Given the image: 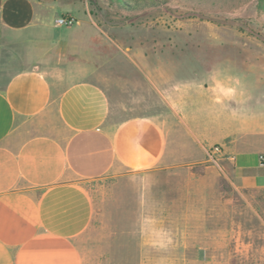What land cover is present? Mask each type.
Instances as JSON below:
<instances>
[{
    "label": "rangeland",
    "instance_id": "374dc122",
    "mask_svg": "<svg viewBox=\"0 0 264 264\" xmlns=\"http://www.w3.org/2000/svg\"><path fill=\"white\" fill-rule=\"evenodd\" d=\"M33 2L47 24L75 19L58 28L75 40V80L89 77L108 94L112 121L152 119L167 141L153 167L79 182L91 210L73 240L80 264H264V189L237 188L227 159L208 161L204 149L218 144L200 132L201 110L206 123L223 86L264 87L257 0ZM48 53L54 66L57 50ZM3 61L6 74L40 79L23 59ZM46 77L53 99L58 76Z\"/></svg>",
    "mask_w": 264,
    "mask_h": 264
},
{
    "label": "crops",
    "instance_id": "0c3cea01",
    "mask_svg": "<svg viewBox=\"0 0 264 264\" xmlns=\"http://www.w3.org/2000/svg\"><path fill=\"white\" fill-rule=\"evenodd\" d=\"M52 22L33 0H0V264H80L73 240L91 210L79 182L153 167L167 150L154 120L114 123L108 94L89 77L75 80V40ZM6 57L28 62L40 79L24 69L6 74ZM47 75L58 76L53 99ZM221 92L206 123L201 110V139L222 147L237 188L264 189V87Z\"/></svg>",
    "mask_w": 264,
    "mask_h": 264
},
{
    "label": "built area",
    "instance_id": "2783aa9c",
    "mask_svg": "<svg viewBox=\"0 0 264 264\" xmlns=\"http://www.w3.org/2000/svg\"><path fill=\"white\" fill-rule=\"evenodd\" d=\"M52 25L54 28L71 27L75 25V19L72 16L60 15L53 19ZM222 154V147L213 145L205 149V155L210 162H215V159ZM259 164L264 167V155L259 156Z\"/></svg>",
    "mask_w": 264,
    "mask_h": 264
},
{
    "label": "trees",
    "instance_id": "16d2710c",
    "mask_svg": "<svg viewBox=\"0 0 264 264\" xmlns=\"http://www.w3.org/2000/svg\"><path fill=\"white\" fill-rule=\"evenodd\" d=\"M259 9L264 11V0H257Z\"/></svg>",
    "mask_w": 264,
    "mask_h": 264
}]
</instances>
